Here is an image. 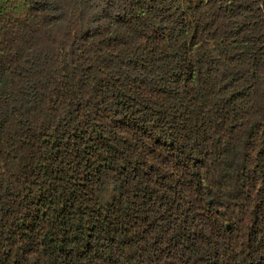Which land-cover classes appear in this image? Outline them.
Segmentation results:
<instances>
[{
	"label": "trees",
	"instance_id": "obj_1",
	"mask_svg": "<svg viewBox=\"0 0 264 264\" xmlns=\"http://www.w3.org/2000/svg\"><path fill=\"white\" fill-rule=\"evenodd\" d=\"M0 264H264V0H0Z\"/></svg>",
	"mask_w": 264,
	"mask_h": 264
}]
</instances>
